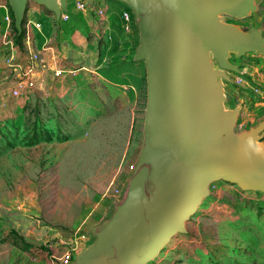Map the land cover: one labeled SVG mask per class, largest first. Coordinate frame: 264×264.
Masks as SVG:
<instances>
[{
	"label": "rangeland",
	"instance_id": "1",
	"mask_svg": "<svg viewBox=\"0 0 264 264\" xmlns=\"http://www.w3.org/2000/svg\"><path fill=\"white\" fill-rule=\"evenodd\" d=\"M71 1L69 19L57 24L44 5L28 0L23 38L19 41H15L10 25L13 61L26 53L24 39L29 33L31 48L42 52L47 45L52 46L65 71L62 84L51 82L45 90L31 92L27 99H0V119L16 117L27 133L24 138L12 140L11 145L0 144V264H56L66 249L79 251L91 241V235L85 233L91 222L61 240L28 239L15 227L16 219L36 225L37 230L42 228L46 222L45 206H52L61 197V182L74 187L77 182H98L86 174L80 181L62 174L60 164L65 161L57 159L59 155L80 152L96 159L107 154L110 146H117L121 152L125 149L120 168L121 174H126L141 146L146 72L143 60H134L137 28L132 29V38L127 40L120 17L125 4L119 0H107L101 16L94 11H78ZM0 2L11 10L7 0ZM254 3L256 9L246 17L222 14L224 21L244 30L260 28L264 34V0ZM28 19L40 22V27L28 32ZM4 33L0 31V49L6 46L0 52V88L13 77L6 75L8 68L3 62L10 49L1 42ZM228 61L239 71L225 70L229 79H222L223 87L231 98L224 106L240 109L234 130L241 132L264 119V56L252 51L230 53ZM106 75H111L110 81L104 79ZM129 105L130 144L134 149L131 157ZM42 125H46V130ZM85 136L84 143H76ZM63 141L70 144L60 143ZM93 159L89 158L97 167ZM119 189L121 180L110 185L107 209L101 219L94 218L97 224L108 216L110 201L113 194H120ZM185 229V233L173 235L147 264H264V191L243 190L236 183L214 181L208 195L185 221Z\"/></svg>",
	"mask_w": 264,
	"mask_h": 264
},
{
	"label": "water",
	"instance_id": "2",
	"mask_svg": "<svg viewBox=\"0 0 264 264\" xmlns=\"http://www.w3.org/2000/svg\"><path fill=\"white\" fill-rule=\"evenodd\" d=\"M18 34L28 0H7ZM59 24L67 0H33ZM138 31L146 105L142 141L107 217L67 264H147L196 211L217 180L264 191V119L235 132L240 109H226L230 53L260 52L262 29L244 30L223 15L246 17L254 0H119ZM92 0L87 3L92 8ZM223 14V15H222ZM218 65L215 67V65Z\"/></svg>",
	"mask_w": 264,
	"mask_h": 264
},
{
	"label": "crops",
	"instance_id": "3",
	"mask_svg": "<svg viewBox=\"0 0 264 264\" xmlns=\"http://www.w3.org/2000/svg\"><path fill=\"white\" fill-rule=\"evenodd\" d=\"M124 6V5H123ZM122 6V8H123ZM121 8V9H122ZM3 10V9H2ZM4 10L0 12V31L4 30V20H3ZM121 17V16H120ZM122 19V18H121ZM124 22V21H123ZM128 30H124L127 34V40L132 38V29L136 28V24L134 21V17L132 16L131 21L129 22ZM3 44L4 40L1 41ZM121 43V41H118ZM126 48H128V43L126 44ZM2 47V46H1ZM6 48V46H5ZM5 48H1L0 52H4ZM42 56L47 61L49 68L47 69L49 75H46L45 81L40 85L38 79L36 81V85L33 91L40 90L43 91L46 89L47 85L51 82H57L58 84H62V77L64 73L59 77H54L51 72L52 67H60L65 71L61 61L55 56L54 49L52 46H46L42 50ZM22 60V57L18 59ZM111 75H106L104 79L110 81ZM129 88L134 89L132 85H129ZM1 89V88H0ZM48 92V91H47ZM49 95V92L47 93ZM5 98V97H4ZM8 98V97H7ZM3 100V98H0ZM4 101V100H3ZM15 120L18 119L15 117ZM19 124L20 121H18ZM132 126V107L129 105V157L133 155V147H131L130 141L132 136L131 131ZM87 139V136L82 137L76 141V143H84ZM68 141V140H67ZM67 141H63L60 143H66ZM70 142H67L68 146ZM125 154V149L121 152L117 148V146H110L108 148L107 154L104 156L97 157L93 159V156L85 154V153H66L59 155L57 159L65 161L63 164H60V169H62V174H67L71 177H75L77 181L81 179L82 176L89 175L93 176V179L98 182L95 184L88 183H80L77 184V187L72 186L71 184H67L61 182L60 192L61 197L56 200V202L52 206H45V216L46 222L42 225V228L37 230L36 225L32 223H25L23 220H14L15 227L20 229L21 233L27 237L28 239H65L68 234L71 232H75L82 225L89 223V227L97 224L94 218H102L103 214L106 212L107 205L106 201L109 198L108 189L113 182L121 180V189L125 183V180L129 174H121L122 170L120 168V163L123 160V156ZM95 161L97 167H94L89 160V158ZM136 158H134L133 162ZM97 160V161H96ZM93 161V162H94ZM94 164V163H93ZM93 166V167H92ZM88 170V171H87ZM74 178V179H75ZM119 189V190H121ZM116 190V189H114ZM118 190V191H119ZM59 192V193H60ZM86 199H85V196ZM83 194V195H82ZM117 194H113V199H115ZM59 197V196H58ZM112 199V200H113ZM112 200L110 201L112 203ZM34 205V204H33ZM46 205V204H45ZM41 204H38L37 207L42 208ZM91 219L93 221H91ZM31 237V238H30Z\"/></svg>",
	"mask_w": 264,
	"mask_h": 264
},
{
	"label": "built area",
	"instance_id": "4",
	"mask_svg": "<svg viewBox=\"0 0 264 264\" xmlns=\"http://www.w3.org/2000/svg\"><path fill=\"white\" fill-rule=\"evenodd\" d=\"M92 1L93 2L91 9L87 3V0H74L73 7L78 11H94L96 14L101 16L106 10L107 0ZM71 3V0H67V11L61 10L60 22H65L69 19L71 13L69 7ZM0 8L4 10L3 20L5 23V43L6 45H9L10 48L6 51L3 62L8 68L6 75H9V73L13 75L12 80L9 83H5V85L0 89V98L8 97L13 99H27L34 89L37 79L40 85L45 81L46 75H49L47 71L49 66L47 61L43 58L42 53L31 48L30 43L32 42V39L29 33L26 34V37L24 39V45L27 49L26 53L22 56V60L13 61V40L8 37L11 25V10H9L5 2H0ZM120 16L124 21V30H128V24L133 16L130 8L124 5L120 10ZM34 27L39 28L40 22L28 19L26 24L27 31ZM51 72L54 77H59L64 73V70L60 67H52ZM131 167L132 164L129 165L130 169ZM76 252L77 250L74 248L66 249L63 254L58 257L56 264L69 263L72 260L73 254Z\"/></svg>",
	"mask_w": 264,
	"mask_h": 264
},
{
	"label": "trees",
	"instance_id": "5",
	"mask_svg": "<svg viewBox=\"0 0 264 264\" xmlns=\"http://www.w3.org/2000/svg\"><path fill=\"white\" fill-rule=\"evenodd\" d=\"M11 27H12V30L14 31L15 41H19L21 38H23V32L18 34L15 29L12 13H11ZM40 124L41 123H39V125ZM42 128L46 130L47 127L46 125H42ZM23 130H24L23 126L21 127V125L19 124L17 120H15V118L14 119L12 118L11 119L10 118L0 119V144L2 145L4 144L5 146L11 145L13 142L12 140H15V138H17L18 136H20L21 138H24L27 135V133L25 131L23 132ZM21 132H23L22 135H20Z\"/></svg>",
	"mask_w": 264,
	"mask_h": 264
}]
</instances>
